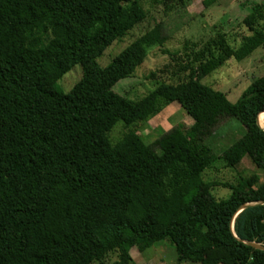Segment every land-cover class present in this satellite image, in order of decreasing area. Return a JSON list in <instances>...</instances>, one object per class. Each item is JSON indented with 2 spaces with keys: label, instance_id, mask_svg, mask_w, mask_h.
I'll return each mask as SVG.
<instances>
[{
  "label": "trees",
  "instance_id": "1",
  "mask_svg": "<svg viewBox=\"0 0 264 264\" xmlns=\"http://www.w3.org/2000/svg\"><path fill=\"white\" fill-rule=\"evenodd\" d=\"M145 15L141 0H0V264H137L131 248L162 242L178 263L264 264L252 244L264 246V75L234 102L202 82L264 46V1L242 18L239 45L222 32L189 43L167 80L129 99L113 86L164 45L165 22L107 65L97 58ZM76 64L80 79L59 90ZM173 102L191 124L146 142L138 129ZM232 118L243 128L219 157L237 179L205 180L217 156L206 140ZM245 156L258 172L242 175Z\"/></svg>",
  "mask_w": 264,
  "mask_h": 264
},
{
  "label": "rangeland",
  "instance_id": "2",
  "mask_svg": "<svg viewBox=\"0 0 264 264\" xmlns=\"http://www.w3.org/2000/svg\"><path fill=\"white\" fill-rule=\"evenodd\" d=\"M262 1L264 0H217L205 7L202 0H189L184 7H181L177 0H167L166 4L141 0L146 11L144 20L133 27L126 36L106 47L97 61L102 66L107 65L122 48L153 27L155 23L165 22L168 40L164 45L150 49L134 74L119 80L113 86V90L124 97L138 98L150 91L158 82L168 79L171 70L174 69V58L187 60L186 53H189V50L186 49L189 43L204 42L215 36L217 32H222L226 33L230 43L234 46L239 45L241 33H246V28L241 23L242 18L250 12L252 4ZM262 23L264 26V20ZM81 73V66L74 65L56 82L57 88L67 92L80 79ZM261 75H264V46L257 48L240 61L228 59L223 66L204 77L202 82L224 92L227 98L234 102L251 80ZM179 122L188 127L192 120L177 102H173L142 125L138 133L149 142L161 134L162 130ZM121 124V122L116 123L111 133L112 139H117L127 130ZM241 127L243 128V125L238 121L233 118L228 119L207 138L206 143L217 156L205 170V180L236 181L237 174L231 168L225 167L219 155L227 145L239 137ZM241 166L242 175L249 176L253 172H258L247 156L242 158ZM230 192L228 187L221 186H213L212 190V194L219 198L228 197ZM130 254L137 264H196L187 261L178 263L173 246L167 242L158 243L143 252H138L133 247Z\"/></svg>",
  "mask_w": 264,
  "mask_h": 264
},
{
  "label": "water",
  "instance_id": "3",
  "mask_svg": "<svg viewBox=\"0 0 264 264\" xmlns=\"http://www.w3.org/2000/svg\"><path fill=\"white\" fill-rule=\"evenodd\" d=\"M261 113H264V111L261 112ZM258 123H259V116H258ZM259 125H260L262 128H264V125H261L260 123H259ZM248 205H249L248 203L242 205V206L239 208V211H240L242 208H244V207H246V206H248ZM252 244H253L254 246H256V247H259V248L264 249V246H262V245H259V244H257V243H252Z\"/></svg>",
  "mask_w": 264,
  "mask_h": 264
},
{
  "label": "bare ground",
  "instance_id": "4",
  "mask_svg": "<svg viewBox=\"0 0 264 264\" xmlns=\"http://www.w3.org/2000/svg\"><path fill=\"white\" fill-rule=\"evenodd\" d=\"M261 120V119H260ZM260 123V122H259ZM262 125H264V117L262 118V121H261ZM260 123V124H261Z\"/></svg>",
  "mask_w": 264,
  "mask_h": 264
}]
</instances>
